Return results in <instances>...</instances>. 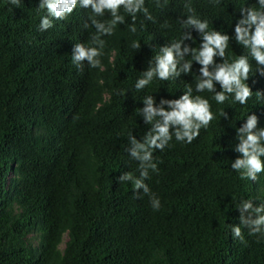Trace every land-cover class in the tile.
<instances>
[{"label": "trees", "instance_id": "obj_1", "mask_svg": "<svg viewBox=\"0 0 264 264\" xmlns=\"http://www.w3.org/2000/svg\"><path fill=\"white\" fill-rule=\"evenodd\" d=\"M37 4L0 0V264H264V234L249 235L243 225L242 239L231 231L240 224L241 201L264 204V170L253 179L231 167L241 156L237 128L246 115L255 113V128H264V74L254 59L247 81L253 94L243 105L197 92L196 61L186 73L134 87L160 46L188 31L181 25L188 14L231 36L239 7L255 0H145L152 20L137 13L133 22L125 13L124 23L101 37L102 70L71 61L75 44L94 32L83 27L90 9L77 7L40 31ZM191 36L181 47H199L195 29ZM241 54L247 50L232 38L215 60ZM186 87L208 99L213 119L190 143L173 137L153 150L157 171L145 179L160 198L153 210L148 194L117 179L139 175L128 136L141 140L151 128L137 111L144 96L168 108L161 99H177Z\"/></svg>", "mask_w": 264, "mask_h": 264}, {"label": "clouds", "instance_id": "obj_2", "mask_svg": "<svg viewBox=\"0 0 264 264\" xmlns=\"http://www.w3.org/2000/svg\"><path fill=\"white\" fill-rule=\"evenodd\" d=\"M23 0H8L14 7H20ZM157 6L160 0H156ZM77 7L90 9L88 19L83 27L88 28L89 24L94 28L91 39L86 44L76 43L71 53V61L77 67H81L82 61H87L90 68L99 67L102 70L100 56L103 54L105 34L111 35L118 23H124L125 13L134 22L137 13H142L144 18L152 20V14L145 5V0H38L37 11L42 10L38 29L45 31L53 26L54 20H62L70 15ZM188 13L192 12L189 7ZM107 12L109 19L102 20ZM239 16L232 26V34L209 28L207 19H201L196 15L188 14L181 25L188 31H183L179 39H173L170 43L160 46L159 51L149 60L148 67L137 78L134 87L137 90L144 88L154 77L159 80L174 78L181 72H188L192 61L198 62L201 67L200 75L196 79L195 89L197 92H212L213 99L218 104L231 99L240 105L253 94L252 88L247 83L250 63L249 57L254 59L256 72L264 74V0H255V6L242 4L239 7ZM129 31H137L135 23L130 24ZM199 34V47H190L181 43L186 38L194 39L191 30ZM235 41L247 50V55L241 54L238 58L229 62L223 59L220 62L215 57H225V49L230 39ZM132 48H139L137 40L131 42ZM190 53L191 59H185V54ZM212 65V70L209 66ZM99 83H103L102 80ZM216 83L220 90H216ZM192 88L186 90L177 99H161L160 105L167 104L168 108L153 106V97L144 96V106L138 108V114L143 116L146 124L151 128L141 140L129 135L128 140L132 147L129 152L139 163L137 165L139 175L132 172H124L117 179L119 182H131L133 189L148 194L149 203L153 210L160 208V198L152 193L145 179L149 176V170L157 171V164L153 160V150L163 149L174 137L177 141L191 142L199 133L201 127H207L213 119V112L207 98L200 95H192ZM123 92V90H121ZM259 97V93H258ZM100 105H97L99 107ZM225 113L222 111L221 115ZM257 115L249 112L246 115V122L237 128L239 143L235 146L241 153L231 167L239 172L241 177L255 178L256 173L264 170V128L256 129ZM171 126V131H170ZM255 129V130H254ZM240 224L232 225L231 231L235 237H241V225L248 228L249 235L254 233L264 234V204L253 206L251 200L241 201ZM248 217L244 211L249 210ZM255 214V215H253Z\"/></svg>", "mask_w": 264, "mask_h": 264}, {"label": "rangeland", "instance_id": "obj_3", "mask_svg": "<svg viewBox=\"0 0 264 264\" xmlns=\"http://www.w3.org/2000/svg\"><path fill=\"white\" fill-rule=\"evenodd\" d=\"M66 239V237H64V240ZM63 245H64V242L61 244V248L63 247Z\"/></svg>", "mask_w": 264, "mask_h": 264}]
</instances>
